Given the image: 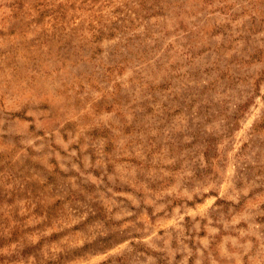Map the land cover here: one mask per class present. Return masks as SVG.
I'll return each instance as SVG.
<instances>
[{
	"label": "rangeland",
	"instance_id": "obj_1",
	"mask_svg": "<svg viewBox=\"0 0 264 264\" xmlns=\"http://www.w3.org/2000/svg\"><path fill=\"white\" fill-rule=\"evenodd\" d=\"M0 264H264V0H0Z\"/></svg>",
	"mask_w": 264,
	"mask_h": 264
}]
</instances>
